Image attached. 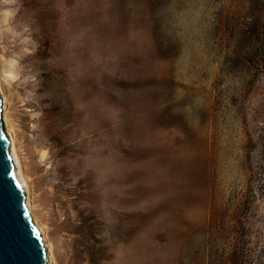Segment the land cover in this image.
Here are the masks:
<instances>
[{
    "label": "rangeland",
    "instance_id": "rangeland-1",
    "mask_svg": "<svg viewBox=\"0 0 264 264\" xmlns=\"http://www.w3.org/2000/svg\"><path fill=\"white\" fill-rule=\"evenodd\" d=\"M26 1L0 76L55 264H264V0Z\"/></svg>",
    "mask_w": 264,
    "mask_h": 264
},
{
    "label": "water",
    "instance_id": "water-1",
    "mask_svg": "<svg viewBox=\"0 0 264 264\" xmlns=\"http://www.w3.org/2000/svg\"><path fill=\"white\" fill-rule=\"evenodd\" d=\"M0 91V264H51L42 232L33 221L27 189L12 153Z\"/></svg>",
    "mask_w": 264,
    "mask_h": 264
},
{
    "label": "bare ground",
    "instance_id": "bare-ground-1",
    "mask_svg": "<svg viewBox=\"0 0 264 264\" xmlns=\"http://www.w3.org/2000/svg\"><path fill=\"white\" fill-rule=\"evenodd\" d=\"M27 2L28 1H26V0H18V3L20 4V10H19V13H18L17 16L18 17L20 16V19L22 17L23 18V21H25V23L27 22L28 25L35 27L36 22L34 20H32V19L29 20V17H27L28 14H29L28 13V9H29L28 7L30 6V5L28 6V3ZM32 34H33V32H32ZM0 58H2L1 57V53H0ZM26 60H27V58H26ZM9 66H11V64ZM4 73L7 74V75H10L12 77L15 74L13 72V70L10 69V68L6 69L4 71ZM0 91L2 92L3 96L6 99V102H5V105H4V107H5L4 117H5V122H6V126H7V132L9 134V136H10L11 143H12V153L14 155V158L16 160V163H17L18 167H19V170L21 172V175L23 177V180H24V183H25V186H26V189H27L28 199H29V205H30V211H31V214L33 216V221L37 224V226L39 227V229L42 232L43 238H44V240L46 242V245L48 247L50 261L52 262L51 264H55V257H54L53 247H52L51 243L49 242V238H48V235H47V231L45 229V226L43 224H41L39 222V220H38V217H37V214H36V211H35V206H34L33 200H32L31 189H30L29 183L27 181V178H26L25 173H24L23 168H22V164H21V160H20V156H19V147H18V143H17V138H16V135H15V131H14V127H13V123H12L11 117L9 115L10 98H9L8 93L6 92V90L4 88V85H3V82H2V77L1 76H0ZM50 107H51V105L48 104V103L41 104V108L43 110H48V109H50Z\"/></svg>",
    "mask_w": 264,
    "mask_h": 264
}]
</instances>
